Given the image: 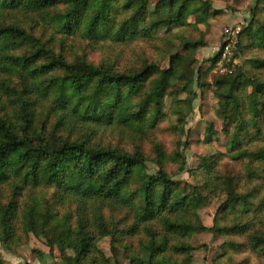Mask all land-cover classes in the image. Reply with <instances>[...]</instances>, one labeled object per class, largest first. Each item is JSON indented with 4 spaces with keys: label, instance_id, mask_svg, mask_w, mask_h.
I'll return each instance as SVG.
<instances>
[{
    "label": "trees",
    "instance_id": "1",
    "mask_svg": "<svg viewBox=\"0 0 264 264\" xmlns=\"http://www.w3.org/2000/svg\"><path fill=\"white\" fill-rule=\"evenodd\" d=\"M216 14L212 0H0L3 251L34 236L58 264H193L192 238L208 232L223 240L218 264H249L233 256L245 251L264 264V0L239 34L244 64L212 79L221 131L199 140L194 184L176 179L194 87H211L196 52ZM136 41L157 57L121 66L110 52ZM166 133L184 136L171 153ZM222 196L206 227L198 211Z\"/></svg>",
    "mask_w": 264,
    "mask_h": 264
},
{
    "label": "rangeland",
    "instance_id": "2",
    "mask_svg": "<svg viewBox=\"0 0 264 264\" xmlns=\"http://www.w3.org/2000/svg\"><path fill=\"white\" fill-rule=\"evenodd\" d=\"M157 2L158 0H152ZM255 0H212L215 9L218 10L216 14L209 22L206 34V47L200 48L196 52V58L198 60V65L208 73L204 76L203 81L210 85L212 84L213 76L226 74L227 68L233 71L237 66L244 64L245 60L242 57L234 56V64H228V60H224L223 56L219 55L223 53L221 48L224 44L237 36V50L239 43L240 32L248 26L250 17V10L254 4ZM202 30H205L202 27ZM110 52L112 56L117 53L120 54L121 59L119 63L121 66L132 65L133 63L139 61V57H157V51L153 44L145 43L141 41H136L130 46H120L118 49H113ZM237 53V51H236ZM219 55V57H217ZM216 57V62L213 63V59ZM99 55L95 54L93 60L98 61ZM219 58V59H218ZM221 58V59H220ZM224 60V61H223ZM168 64V60L162 62V66L165 67ZM223 66L225 70L221 73L220 68ZM227 67V68H226ZM218 69V70H217ZM213 86L206 87L203 93L198 85H195L194 91L198 93V99L194 103V112L190 117L187 126L185 127L187 133L188 148H184L181 152L187 156V170L176 177L177 180L194 184L195 178L190 176L189 170H193L199 165V156L202 154L203 147L199 145V140L206 134L207 128L210 124L215 126V129L219 132L221 131V122L216 118L217 110V99L214 96ZM169 122L165 123L163 128H167ZM113 135V134H112ZM114 136V135H113ZM179 136V135H178ZM162 140L165 142V147L168 153L173 152L177 148L174 143L179 141V137L182 142H184V136L174 137L168 133L161 136ZM118 141V139H117ZM115 141V142H117ZM225 143V137L219 134V142L216 144L217 148L220 145L222 151H225L223 144ZM150 150V148H149ZM151 170H154L153 164H149ZM177 164H169L168 170L171 172H177ZM227 171L235 172L237 170L233 165H229ZM233 169V170H230ZM226 201V197H217L211 201V203L204 208H201L198 213L202 220V223L206 227H212L214 218L219 211L220 207ZM236 242H243L242 238H235ZM192 246L195 248L194 252V262L193 264H218L221 256L224 255L222 249L223 240L212 233L204 232L195 234L192 238ZM100 249L108 256L112 257L111 252V239L106 238L100 243ZM71 255V252H69ZM0 256L2 257L4 264H58L61 262L60 254L57 249L50 252L49 247L46 245L44 240L37 239L31 236L27 243L21 244L17 250L16 255L6 253L2 250L0 245ZM234 259L236 263L248 260L249 264H255L257 262L256 256L252 251H245L242 253L234 254ZM121 264H128L122 254H120Z\"/></svg>",
    "mask_w": 264,
    "mask_h": 264
},
{
    "label": "built area",
    "instance_id": "3",
    "mask_svg": "<svg viewBox=\"0 0 264 264\" xmlns=\"http://www.w3.org/2000/svg\"><path fill=\"white\" fill-rule=\"evenodd\" d=\"M223 53L221 54V56H223L224 60H228V64H231L233 66L234 64V56L236 54L237 51V36L235 35V37L233 39L228 40L225 44L224 47L222 48ZM221 59V58H220ZM223 60V61H224ZM220 68L221 73H224L226 69L223 68V66L218 67ZM227 68V67H226ZM227 72L231 73V70L229 68H227Z\"/></svg>",
    "mask_w": 264,
    "mask_h": 264
}]
</instances>
